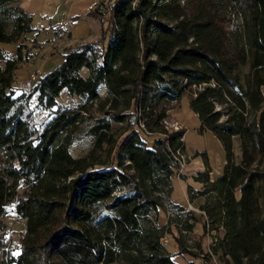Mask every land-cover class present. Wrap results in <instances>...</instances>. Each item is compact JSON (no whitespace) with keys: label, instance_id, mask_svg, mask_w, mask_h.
<instances>
[{"label":"trees","instance_id":"obj_1","mask_svg":"<svg viewBox=\"0 0 264 264\" xmlns=\"http://www.w3.org/2000/svg\"><path fill=\"white\" fill-rule=\"evenodd\" d=\"M21 1L0 0V44L18 45L7 59L0 50V264H177L162 242L172 231L160 211L186 130L169 132L163 122L186 95L226 152L223 175L197 173L203 189L189 198L212 195L198 206L215 234L212 253L223 264H264V0L100 3L89 13L102 24L100 39L64 48L62 63L19 94L23 42L34 32ZM64 91L81 100L76 111L59 105ZM23 100L54 117L41 128L17 106ZM94 105L102 115L86 131L93 153L75 158L70 134ZM112 121L126 125L120 138ZM99 149L111 163L96 158ZM11 205L25 226L18 254L7 239ZM167 206L191 233L194 212Z\"/></svg>","mask_w":264,"mask_h":264},{"label":"rangeland","instance_id":"obj_2","mask_svg":"<svg viewBox=\"0 0 264 264\" xmlns=\"http://www.w3.org/2000/svg\"><path fill=\"white\" fill-rule=\"evenodd\" d=\"M102 1L100 3H102ZM239 25L240 18L234 16L232 29L235 30ZM9 29L10 27H8V30ZM8 46L9 48H13L14 51H16L18 47L17 44H9ZM0 50L5 54L6 59L8 57H12L10 52L7 53L6 51H3L4 49ZM29 58H31L30 53H26V55L23 57L22 64L19 65L20 72L17 75V88L19 94L22 92L20 88L21 82L30 78V76L33 73H36L37 70H41V74H47L52 72L57 67V65L60 64L58 60H55L51 62L46 68L38 69L37 66H35V63ZM0 63L3 65L5 60H0ZM84 74H86V72ZM98 94L101 99H105L107 97V90L105 86H101L99 88ZM58 102L63 109H66L70 112L76 111V108L82 104L80 99L69 96L65 91L62 92ZM17 106H23L27 111H32L36 125L40 126L41 128L54 117V113L52 111H42L37 109L34 100L28 103V105L26 101L23 100L18 103ZM101 115L102 112L99 111L97 105H94L90 108V111L85 114L86 119L82 121L79 127L70 134V153L73 157L84 158L93 153L94 141L90 136L87 135L86 131L87 128L96 121V119L101 117ZM170 116L180 121L186 130L184 139L188 159L185 175L180 178L175 175L172 178L171 194H168V192L162 194L164 209H161L160 211L161 222L163 223L164 221L165 223L167 221V226H170V230L172 231V234L167 235L168 243L164 244L172 254H175L173 260L177 264H223L218 256L214 255L213 253L210 254V251L212 252L211 245L213 243L215 234L205 228V221L198 212V206H201L207 201L212 202V195L202 196L201 193L198 192L203 188L195 181V176L197 173L191 169L197 172H202L206 168H209L211 170V178L218 179L224 173V168L226 165V152L221 142L213 135L211 131L202 130L201 122L198 116L191 110L188 95L184 96L180 106L172 111ZM107 120H112V117L107 116ZM113 126L116 138H120L126 125L113 123ZM234 153L236 159L241 157V147L238 139H235L234 141ZM94 154L98 160L111 163L112 156L106 149H99ZM97 167H99V165H97ZM191 189L198 190L196 191L198 196L196 197V201L194 203H191L189 200ZM237 197L240 198V194H237ZM171 199L176 205L186 207V211L190 209V204H192V207L196 209V211H192L196 215L197 221L191 233L187 234L183 230L180 231L182 228L181 223L179 224L178 221L179 218L177 215L174 217L175 215L173 214V211H170V206H167L166 209L165 205H168L169 202H172L170 201ZM181 219L184 221L186 216L183 215ZM5 222L7 224L6 231L8 243L13 252L18 254L20 252L19 237L20 233L25 230V226L24 221L21 220L15 213V205L8 207L7 214L5 216ZM176 238L182 239L185 244L184 249H180Z\"/></svg>","mask_w":264,"mask_h":264},{"label":"crops","instance_id":"obj_3","mask_svg":"<svg viewBox=\"0 0 264 264\" xmlns=\"http://www.w3.org/2000/svg\"><path fill=\"white\" fill-rule=\"evenodd\" d=\"M101 1L22 0L19 2V6L32 16L34 29V32L25 36L20 64L26 53H30L29 59L38 69L46 68L55 60L61 64L63 61L61 52L64 48H75L85 43L98 41L102 35V24L98 18L90 16L89 13L96 10ZM0 49L10 54L16 52L6 44H0ZM19 72L20 69L17 75ZM206 170L208 169L204 171Z\"/></svg>","mask_w":264,"mask_h":264},{"label":"built area","instance_id":"obj_4","mask_svg":"<svg viewBox=\"0 0 264 264\" xmlns=\"http://www.w3.org/2000/svg\"><path fill=\"white\" fill-rule=\"evenodd\" d=\"M115 0H103V8L108 10V7L112 4V2H114ZM41 70H37L36 73H33L29 79L21 82L20 84V88L25 91V92H29L33 85L34 82L36 81V79L38 78V76L41 74ZM165 128L169 131V132H178L184 129V126L182 125V123L180 121H178L175 118H172L171 116L168 117L167 119L164 120L163 122ZM174 160H175V172L176 175L180 178L182 176L185 175V171L187 169V152L182 151L181 149H177L175 151V153L173 154ZM192 211H196L195 208L192 207V204H190V209L186 212H192ZM184 212V213H186ZM198 212L200 213V211L198 210ZM209 228V225H208ZM216 240L213 239V243L211 245V247L214 245V242ZM163 243H168V239L167 237H165L164 239H162ZM210 254H212V252L210 251Z\"/></svg>","mask_w":264,"mask_h":264},{"label":"water","instance_id":"obj_5","mask_svg":"<svg viewBox=\"0 0 264 264\" xmlns=\"http://www.w3.org/2000/svg\"><path fill=\"white\" fill-rule=\"evenodd\" d=\"M57 109V107H55V110ZM133 122H135V118H133Z\"/></svg>","mask_w":264,"mask_h":264}]
</instances>
